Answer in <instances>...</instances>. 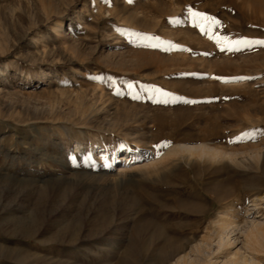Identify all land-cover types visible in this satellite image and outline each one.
<instances>
[{
  "label": "rangeland",
  "instance_id": "374dc122",
  "mask_svg": "<svg viewBox=\"0 0 264 264\" xmlns=\"http://www.w3.org/2000/svg\"><path fill=\"white\" fill-rule=\"evenodd\" d=\"M189 9L219 21L213 38ZM215 36L264 40V0H0V264H159L160 252L169 264L168 250L217 215L205 186L229 188L223 211L264 195L256 162L250 182L232 169L172 185L118 173L125 152L148 159L199 141L170 122L209 108L187 102L189 89L215 87L201 98L220 104L218 146L264 149V45L221 50ZM258 107L259 131L227 115Z\"/></svg>",
  "mask_w": 264,
  "mask_h": 264
},
{
  "label": "bare ground",
  "instance_id": "6f19581e",
  "mask_svg": "<svg viewBox=\"0 0 264 264\" xmlns=\"http://www.w3.org/2000/svg\"><path fill=\"white\" fill-rule=\"evenodd\" d=\"M53 14L60 15L61 11H54ZM50 18L51 16L48 17V19ZM34 25L35 24L28 25L26 33H28ZM63 26V21H59L56 26L54 25L53 29L59 31L58 29ZM191 47L189 48L192 49ZM216 71L219 73L218 75L222 73L221 70H219L221 73L218 70ZM200 90L189 89L188 96L192 101H195V103H211L209 108L206 107V109L202 106L195 107L196 105L189 104L190 106L183 113H181V111L174 112L170 121L174 127H176V124L181 125V122L185 123V131L191 136H196L199 141L198 139V142L195 141L196 143L190 141H177V143L167 148L161 157L154 155L148 159L142 158L136 151L125 152L119 159L120 169L118 173L125 174V172H129L130 170L148 173L149 170H151L152 173L158 176L156 177L157 180H161L166 183V185H172V177L179 174L182 177H186L187 175L197 177L199 173H202L204 176L212 174L218 175L225 170H234L235 174L243 178L245 177L248 182H250V168H252L253 162H256V168L264 175V163L259 164L260 157L264 153V149L260 147L261 145L259 146V144H257L259 147L255 146L247 150H236L233 148L220 147V145L218 146L216 144L220 139L219 129L222 118L221 110L218 106L219 103H217L218 100L214 96L211 97V99L201 98L206 92L213 95L216 89L212 86L210 89L208 88V90ZM262 113V107H258L254 110H250V112L244 111V114H241L238 109H233L229 111L227 115L230 118L241 119V122H244L247 128H250V132H252L261 129L260 126L263 121L260 115ZM161 118L163 117H159V119ZM179 131L181 130H178V132ZM238 170H243V173ZM224 176L226 179L227 175ZM253 177L257 179L255 175ZM255 184L256 183H254V186ZM229 191L225 183L205 186L204 193L212 197L218 206L217 208H219L217 215L208 225L206 224L207 226L204 228L206 234L200 239H196L198 235L195 228L191 232V238L188 237L187 239L186 237L185 242L179 240L178 237V241H182L183 243H178L177 247L174 246L168 250V256H173V254L178 255L177 259L172 260L173 262L170 261L169 264H264V221L260 220L261 215H259L257 211V209H259L258 202L264 201V195L259 199L253 198L245 208H242L243 206L240 204L239 206L242 207L235 206V201L233 200L230 201L227 210H220L222 196L223 198L227 196ZM192 208L194 211L198 209L197 206H193ZM243 213H245L246 216H242ZM255 213L257 215L253 216L251 220H247L250 215ZM240 217H242V219H240ZM171 241H174V239ZM166 243H169V241ZM239 245H241V247H238ZM165 247L167 249V246ZM161 254L160 252L158 256L159 264L165 262L164 256L162 258Z\"/></svg>",
  "mask_w": 264,
  "mask_h": 264
},
{
  "label": "snow or ice",
  "instance_id": "6c2138e0",
  "mask_svg": "<svg viewBox=\"0 0 264 264\" xmlns=\"http://www.w3.org/2000/svg\"><path fill=\"white\" fill-rule=\"evenodd\" d=\"M105 2H107V0H105ZM189 15L192 17L193 24L196 27H199L201 31H208L210 38H213L209 25H219V21L215 20L213 17L205 16L202 13L193 12L191 11V9H189ZM141 38L146 40L155 39L154 37L149 36H142ZM214 38L218 46L222 45L221 50H224V48H227L228 50H239L241 47H251L254 44L264 45V40H250L247 38H239L235 41H231L227 36H215ZM129 88H131V85H129ZM134 98L138 99V97ZM187 102L192 103L194 101Z\"/></svg>",
  "mask_w": 264,
  "mask_h": 264
}]
</instances>
